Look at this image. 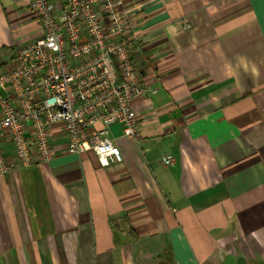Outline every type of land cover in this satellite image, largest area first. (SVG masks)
I'll return each instance as SVG.
<instances>
[{"label":"crops","instance_id":"obj_1","mask_svg":"<svg viewBox=\"0 0 264 264\" xmlns=\"http://www.w3.org/2000/svg\"><path fill=\"white\" fill-rule=\"evenodd\" d=\"M124 2L142 138L112 124L104 165L58 125L50 161L0 174V264H264V0ZM41 34L0 0V69Z\"/></svg>","mask_w":264,"mask_h":264},{"label":"built area","instance_id":"obj_2","mask_svg":"<svg viewBox=\"0 0 264 264\" xmlns=\"http://www.w3.org/2000/svg\"><path fill=\"white\" fill-rule=\"evenodd\" d=\"M29 7L42 34L0 69V174L50 161L58 125L69 152L122 161L109 127L119 123L125 136L141 139L134 102L152 91L124 0H29Z\"/></svg>","mask_w":264,"mask_h":264}]
</instances>
